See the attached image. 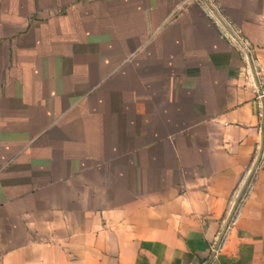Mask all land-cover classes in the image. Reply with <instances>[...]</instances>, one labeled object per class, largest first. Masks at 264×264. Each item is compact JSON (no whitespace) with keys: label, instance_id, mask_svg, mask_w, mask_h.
<instances>
[{"label":"crops","instance_id":"obj_1","mask_svg":"<svg viewBox=\"0 0 264 264\" xmlns=\"http://www.w3.org/2000/svg\"><path fill=\"white\" fill-rule=\"evenodd\" d=\"M81 1L96 27L110 5L109 26L127 29L111 34L108 72L102 52L93 68L65 52L51 57L62 67L10 61L35 39L0 36V264H264V144L212 250L264 140V0H214L246 57L195 3Z\"/></svg>","mask_w":264,"mask_h":264},{"label":"rangeland","instance_id":"obj_2","mask_svg":"<svg viewBox=\"0 0 264 264\" xmlns=\"http://www.w3.org/2000/svg\"><path fill=\"white\" fill-rule=\"evenodd\" d=\"M66 1L68 0H0V36L10 37V39L11 37L16 39L31 36L35 39L33 45L30 46L33 49H19L18 53L11 55L10 61L18 58L21 63L22 61L24 63L33 62L32 66L36 68L44 67L45 61H48V63L52 62L55 67H62V59H52L51 57L53 53L65 52L70 54V57L73 58L75 55L79 59L65 61L66 67L75 68L79 66V62H85L87 63L86 67L92 66L93 68L96 61L91 59L92 54L102 52L104 57H108L102 61L103 73L108 72L110 67L116 63L115 60L110 59L111 34L113 32L120 37L126 35L127 29L109 26L112 23L111 12L106 8H110V5H105L106 7L104 6L99 11L102 17H99L97 23L102 26L98 27L95 26L96 22L92 19V16L96 15L94 7L89 8L88 5L86 7L89 11L80 10L81 0H70L64 11H49V8L54 5L58 6ZM83 5H85L84 2ZM96 12L98 13V10ZM68 15H73L70 21L71 27L63 28L61 24L53 28L48 27L50 22L57 23L62 21V17ZM117 46L121 50V45ZM80 52L85 53L86 59L80 58L81 56L78 55ZM19 66L25 67L26 65ZM94 77H88V79ZM71 127L73 131H78L77 123H72ZM91 131L94 132L93 128L89 129L88 124V134Z\"/></svg>","mask_w":264,"mask_h":264},{"label":"built area","instance_id":"obj_3","mask_svg":"<svg viewBox=\"0 0 264 264\" xmlns=\"http://www.w3.org/2000/svg\"><path fill=\"white\" fill-rule=\"evenodd\" d=\"M192 3L199 5L201 9L203 10V12L212 20V22L218 28L220 35L224 39H226L227 41L235 45L240 50V52L246 57V55L249 52V43L247 39L244 37V35L242 34L239 28L227 22L224 19V17H222V15L220 14V7L217 5V3L214 0H181L175 5L173 9V13L180 11L181 9L186 7L188 4H192ZM255 90H256L258 115L260 119H262L261 120V125H262L264 123V89L261 86H258L255 88ZM259 147L260 145L257 147L258 149L256 151L257 155L255 157V161H256V158L258 157ZM262 159H263V150H262V154L260 156L259 162H261ZM250 170L240 180L238 188L232 192L228 200L226 218L221 221L218 234L216 235L214 242H213L212 250L214 252L218 251L223 246L224 241H225V232L227 231V229H229L231 226H233L236 223L238 213H239L240 203L248 195L250 191V181L248 185L246 186L238 204L234 208L235 199L238 195L239 189L241 188Z\"/></svg>","mask_w":264,"mask_h":264},{"label":"water","instance_id":"obj_4","mask_svg":"<svg viewBox=\"0 0 264 264\" xmlns=\"http://www.w3.org/2000/svg\"><path fill=\"white\" fill-rule=\"evenodd\" d=\"M263 144H264V140H263V134H262V135H261V138H260V147H259V151H258V157L256 158L255 163L253 164V166H252L250 172L248 173V175H247V177L245 178V180H244V182H243L241 188L239 189L238 195H237V197H236V199H235L234 208H235L236 205L238 204V202H239V200H240V198H241V196H242V194H243V192H244L246 186L248 185V183H249V181H250V179H251V177H252V175H253V173H254V171H255L257 165H258V162H259V160H260V156H261V154H262V150H263Z\"/></svg>","mask_w":264,"mask_h":264}]
</instances>
